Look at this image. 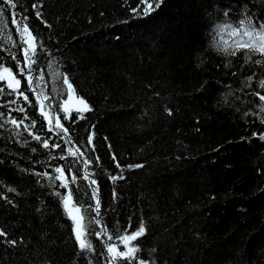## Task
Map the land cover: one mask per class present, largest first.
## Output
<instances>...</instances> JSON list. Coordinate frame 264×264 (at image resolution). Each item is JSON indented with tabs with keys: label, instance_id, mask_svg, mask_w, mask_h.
Masks as SVG:
<instances>
[{
	"label": "trees",
	"instance_id": "16d2710c",
	"mask_svg": "<svg viewBox=\"0 0 264 264\" xmlns=\"http://www.w3.org/2000/svg\"><path fill=\"white\" fill-rule=\"evenodd\" d=\"M15 2L0 3L7 18L0 65L17 74L31 103L0 82V228L17 241L0 238V264H112L107 245L124 251L117 237L142 222L137 256L154 264H264V101L257 95H264V55L237 49L232 34L264 24V0H163L147 15L141 0ZM11 13L21 23L27 17L36 37L31 71L27 34ZM64 74L91 108L72 110L71 119L59 107L68 95ZM41 101L53 125L59 113L67 133L48 131ZM25 115L24 124L35 127L5 122ZM69 147L83 155H69ZM57 167L68 188L60 187ZM68 189L93 251L78 246L63 206ZM99 231L114 239L97 238Z\"/></svg>",
	"mask_w": 264,
	"mask_h": 264
},
{
	"label": "snow or ice",
	"instance_id": "6c2138e0",
	"mask_svg": "<svg viewBox=\"0 0 264 264\" xmlns=\"http://www.w3.org/2000/svg\"><path fill=\"white\" fill-rule=\"evenodd\" d=\"M0 3H5L8 5H11L12 8H15L16 2L15 0H0ZM141 3L145 4L146 7L143 8V14L147 15L149 14L151 11H154L156 8H159L160 5L163 3V0H141ZM153 4L155 5V7H153ZM33 9H37L38 5L37 4H33L32 5ZM133 11H137L136 9H134ZM16 13H11L12 16V24L16 26L17 31L21 34V36H23L24 34H27V39H25L23 42L25 44H28V48L24 49V55H25V59L26 61H29V63L27 64V68L29 69V71H31V66L32 64L36 63L35 60L31 59V56L29 55V51H31V55L34 56L37 54V48H38V44L36 43V37L32 34V31L29 29L28 24L26 23L27 17H23V20L25 21L24 23H21L20 20L16 19ZM36 16L39 18L41 16V13L39 11H36ZM248 24L251 26L253 24L251 19H248ZM244 21H241V24H243ZM0 24H2L4 27H7V18L4 15V9L2 7H0ZM255 33V36H254ZM234 36L235 35H239V32L234 30L232 33ZM250 38H253L254 36V40L255 43L253 42H248V43H238L237 44V49L240 48H249L252 51L255 52H259L261 55H264V24H260L259 28H255L253 27V29L251 31H248L246 33ZM231 55H235V51L230 53ZM13 59H15V56H13ZM257 64L262 63L261 61H256ZM17 67L19 68V74L23 75L25 69L23 67H19V62H17ZM27 79V83L29 88L32 91H35V89L32 88V84H33V77L31 75H28L26 77ZM41 79H43V73H41ZM249 79H252V77H249ZM0 82H4L6 83V87L9 91V95L15 94L17 96V98L22 97L24 101H28L29 103H31L29 101V97L27 94H25V92L20 91V86H21V80L17 78V74L14 73L12 71V69L10 67H6L3 65H0ZM62 83L64 85L67 86V99L64 100L63 104L60 105V111L64 112L65 115V119H71V111L75 110L77 113H82L85 111H90L91 108L88 105L87 101L83 98V97H74V93H75V89L72 85V83L69 81L67 74H64L63 76V81ZM260 87L264 88V81L260 82ZM4 92V88L0 87V93ZM257 95L259 96V99L264 101V95H260L259 93H257ZM75 98V106H70V102L73 101V99ZM37 99H40V97L38 96ZM43 99H49V97L44 96ZM17 100H11L8 101V103H16ZM45 105L43 104V102L41 101L40 103V112L41 114L47 119L48 122V131L52 132L54 131V129H60L62 132L67 133L68 129L64 127L63 123L60 120L59 117V113H57L56 117H55V124L53 125V120L52 118L49 116V113L46 112L44 110ZM15 111H19L22 113L26 112V109L24 107H19L17 109H14ZM169 115H171V111L169 110ZM4 113L0 112V117H3ZM80 119H83V116H79ZM28 119V117L25 115L22 119L17 120L16 118H11L8 121V123H11L13 126H15L17 129H19L22 125L24 126L25 130L29 129V127H35L36 122L32 121L31 125H26L24 124V120ZM264 122V121H262ZM0 127H3V124L0 123ZM30 135H33L31 132L29 133ZM33 138L36 139L37 141H41L42 146L44 148H49L50 147V142L48 139H44L41 140V137L39 135H33ZM261 139H264V135H261ZM69 143L71 141H68ZM51 147L52 148H59L61 147L60 144L58 143H51ZM33 151H35V149H33ZM67 153L73 157H76L77 155H83V153H81L79 151V149H76L75 151L69 147L66 149ZM67 157L65 156H61L60 159H66ZM97 161L99 160V157L96 158ZM113 160L114 162L116 161L115 156H113ZM86 163H91V161H86ZM116 166L118 168H120L119 163L117 162ZM128 167H143V165H129ZM55 172L59 173L60 175L56 177L57 180H62V183L60 184V187H64V188H68V177L65 175L64 173V169L63 167H57L55 169ZM42 175L44 176H48L49 174L47 172L43 173ZM122 176H112V180L115 181L116 179H122ZM84 179H88L87 176L84 177ZM76 180V176L72 175L71 177V181L74 182ZM92 184H96L95 180L91 181ZM9 191H15V189H8ZM98 193V189H94L92 195L95 197L97 196ZM57 195H60V193H57ZM6 199V197H5ZM63 200V206L69 216V218L74 222L75 225V238L78 241V246L81 250H85V251H93V245L91 243V241L88 239V233H87V225L85 224V215L82 214V208L81 206L78 205L77 202L72 200V193H71V189H68L67 195L62 197ZM86 211V210H85ZM95 213L97 216H99L100 213V201L97 198L96 199V205H95V209H94ZM95 223L97 225H100V221L98 219L95 220ZM103 227V226H102ZM146 232V227L144 225V223H140V225L138 226V228L133 231L131 234H124V235H120L119 237H117V239H119V241L123 244L125 250L124 251H120L119 246L115 243H111L107 245V252L111 254V262L112 264H117L118 260H126L129 262V264H131V261L136 260L137 264H154V262L151 261H147L144 259H140L137 256V253L141 251L140 247L138 244H136L135 242L138 240V238H140L141 236H143ZM95 236L97 238L102 237L103 235H107V239L109 241H112L114 238L111 234H107L106 231H99V232H95L94 233ZM7 233L0 228V238H4V242L9 243L13 246H15L17 244L16 240H7Z\"/></svg>",
	"mask_w": 264,
	"mask_h": 264
},
{
	"label": "rangeland",
	"instance_id": "374dc122",
	"mask_svg": "<svg viewBox=\"0 0 264 264\" xmlns=\"http://www.w3.org/2000/svg\"><path fill=\"white\" fill-rule=\"evenodd\" d=\"M239 35H235L233 42L234 43H248V42H253L255 43L254 37L250 38L247 34H245L243 31H238ZM75 97V96H74ZM76 103L75 98L73 99V101H71V105L74 106ZM74 223V222H73ZM74 229H75V225H74Z\"/></svg>",
	"mask_w": 264,
	"mask_h": 264
}]
</instances>
